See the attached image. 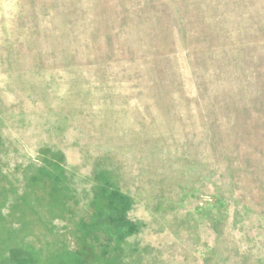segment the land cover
Wrapping results in <instances>:
<instances>
[{
    "label": "rangeland",
    "instance_id": "1",
    "mask_svg": "<svg viewBox=\"0 0 264 264\" xmlns=\"http://www.w3.org/2000/svg\"><path fill=\"white\" fill-rule=\"evenodd\" d=\"M169 1L0 0V264H264V0L200 71Z\"/></svg>",
    "mask_w": 264,
    "mask_h": 264
},
{
    "label": "trees",
    "instance_id": "2",
    "mask_svg": "<svg viewBox=\"0 0 264 264\" xmlns=\"http://www.w3.org/2000/svg\"><path fill=\"white\" fill-rule=\"evenodd\" d=\"M169 2L172 4L175 10V16L179 22L181 40L182 41L187 40V42H193L191 40H197L199 38V71H200L204 61V53L206 54V50L208 47H210V44L211 47L207 50V52L210 51V56H211L210 60L212 62L214 61V59H216V57L213 55V51L215 49V46H218L220 48L221 37L226 33V30L228 28V26H226L228 22L226 23L225 19H221V17H224V12H222L221 10L229 7L230 10L233 11L232 10L233 3L227 1V2H222L220 5H218L220 0H199V10H196L195 12H190L192 8L190 6H186V11L188 12V15L189 14L193 15V17H186L185 12H182V16H181L180 11L175 8L176 0H170ZM228 4L229 6H227ZM216 41L218 42L217 45H215ZM187 57H188L189 65L194 70L195 64L198 60L196 53L194 52L190 53L188 54ZM205 72L206 71H204L202 74L199 73V90ZM210 104L211 102L209 103V106ZM209 109L210 108L207 109L208 112L211 111ZM51 181L56 185L57 190L60 192V194L64 198L68 199V195L70 194L68 188L65 185H63V183L56 177H52ZM96 197L97 198L99 197L98 198L99 200L103 199V201L102 200L101 201L104 202L105 204H114L117 206L119 210L113 211L114 216H121L122 214L120 213V210L124 211L127 207H130V203H131V199H129L127 196L123 195L119 191L111 190L108 188L103 189V191L99 195L97 194ZM221 202H222L221 197L217 195L216 205L220 207L222 205ZM92 215L93 216L90 218L89 222L87 223L89 228L88 232L96 234L97 232H94V228L98 227V225L103 226L105 223L104 214L102 210L99 211L95 210L92 213ZM115 222L118 223V228H116V230L119 233L131 232L140 226L139 222L133 223L129 220H125L124 218L123 220L115 219ZM83 229H85L86 231L87 227ZM89 233L87 235H89Z\"/></svg>",
    "mask_w": 264,
    "mask_h": 264
}]
</instances>
